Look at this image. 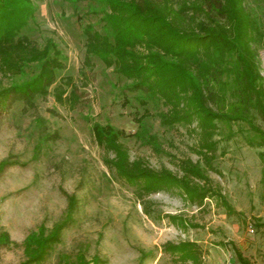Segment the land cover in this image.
Returning a JSON list of instances; mask_svg holds the SVG:
<instances>
[{
  "label": "rangeland",
  "instance_id": "1",
  "mask_svg": "<svg viewBox=\"0 0 264 264\" xmlns=\"http://www.w3.org/2000/svg\"><path fill=\"white\" fill-rule=\"evenodd\" d=\"M174 1L189 5L190 25L209 23L192 8L198 0ZM33 3L34 14L17 36L39 47L52 39L64 65L56 68L45 92L26 97L3 89L34 77L39 62L10 67L0 55V100L5 104L0 115V163L5 164L0 234L8 232L11 239L0 243V264L27 261L26 235L41 224L49 233L63 221L60 240L28 264H241L233 245L251 264H264V143L258 142L259 133L245 120L218 119L209 138L216 145L206 149L196 120L163 124L155 113L165 106H144L137 99L140 91L123 92L130 80L98 56L85 63V24L105 31L96 0ZM243 3L253 19L258 82L264 86V0ZM232 103L217 96L209 105L228 111ZM147 108L154 114L144 116L140 127L136 117ZM249 116L264 130V119L255 110ZM94 122L121 130L117 142L127 161L143 169L183 176L185 159L198 162L206 178L195 181L211 192L197 202L176 187L143 190L120 175L112 162L118 157L96 136ZM142 128L155 135L156 144L136 134ZM184 240L199 245V262L183 261L165 248Z\"/></svg>",
  "mask_w": 264,
  "mask_h": 264
},
{
  "label": "trees",
  "instance_id": "2",
  "mask_svg": "<svg viewBox=\"0 0 264 264\" xmlns=\"http://www.w3.org/2000/svg\"><path fill=\"white\" fill-rule=\"evenodd\" d=\"M96 2L100 5L99 19L104 22L105 31L97 29L92 22L85 24L86 64L91 63L92 55L98 56L130 80L123 86V92L140 91L137 99L144 106L149 102L165 106L155 113L163 124L174 126L196 120L206 139L202 145L208 150L216 145L209 138L218 119L247 121L259 133L258 142L264 143V130L249 116V112L255 110L264 119V86L258 82L261 75L253 46L254 23L243 0H198L192 8L203 14L209 23L199 21L194 25L189 23L191 15H187L186 2L178 6L174 0ZM34 11L33 0H0V55L6 64L11 63L10 67L12 64L22 67L33 60L39 62L36 75L3 89L7 94L14 90L31 97L32 93L45 92L54 80L56 68L64 65L61 51L52 39L39 47L27 36H17ZM217 96L234 100L232 108L223 111L209 105ZM4 105L0 100V115ZM146 111L136 117L140 127L144 116L154 114L148 108ZM93 129L100 141L115 151L118 158L112 162L120 175L139 183L143 190L176 187L197 202H202L211 192L195 181L206 178L198 162L185 159L183 176H176L167 169H143L139 163L127 161L126 151L117 142L121 130L110 123L101 125L99 122L93 123ZM136 134L147 143H157L155 135H148L145 128ZM260 156L264 158V152H260ZM4 169L5 164L1 162L0 174ZM226 205L231 210L228 202ZM66 224V221L58 223L49 233L41 224L28 233L23 241L28 259L22 264L44 257L47 249L60 240ZM9 242V233L2 232L0 243ZM165 248L178 253L183 261L201 259L195 241L167 243ZM233 249L241 264H251L239 248L233 245Z\"/></svg>",
  "mask_w": 264,
  "mask_h": 264
}]
</instances>
